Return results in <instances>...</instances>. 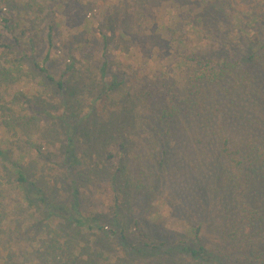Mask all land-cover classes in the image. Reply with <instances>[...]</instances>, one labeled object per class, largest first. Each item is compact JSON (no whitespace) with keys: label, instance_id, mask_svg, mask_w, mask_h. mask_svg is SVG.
I'll return each mask as SVG.
<instances>
[{"label":"rangeland","instance_id":"obj_1","mask_svg":"<svg viewBox=\"0 0 264 264\" xmlns=\"http://www.w3.org/2000/svg\"><path fill=\"white\" fill-rule=\"evenodd\" d=\"M3 18L10 21L5 23ZM49 25L54 27L52 46H48ZM263 41L264 0H0V68L4 79L0 81V150L8 148V153L0 156V212L6 210L9 218H17V224L23 219L21 224L26 228L38 220L48 221L51 227L47 229L39 224L30 232L23 231L36 243L44 233L57 232L52 225L59 219H51L49 205H41L33 194L41 188L47 200H62L68 195L62 160L71 131L67 123L76 122L75 139L84 153L86 170L77 181V198L88 213L101 218L98 224L110 230L85 233L88 251H101L100 264L119 260L125 264H191L173 249L160 256L135 255L121 238L123 232L138 242L139 227L152 240L171 243L188 225L173 209L169 197L158 195L148 206L147 202L130 200L129 192L114 184L116 168L128 164L132 147L140 138L137 134L147 111L145 105H138L131 113L127 120L131 128L114 123L105 135L95 137V147L101 142L98 152L95 147L87 148L90 144L78 131L95 117L101 125L109 122L126 91H149L153 105L163 104L169 93H178L183 87L182 59L196 58L198 53L211 55L215 49L224 55L223 49L228 47L237 59L244 60L253 45ZM105 61L108 66L102 76L100 67ZM59 79L64 91L55 84ZM114 79L116 85L107 90L104 82ZM75 82L78 88H71ZM11 121L17 123L14 133ZM5 122L8 127L3 128ZM19 156L29 182L39 180L25 204L18 203V186L7 176ZM154 215L161 221L155 223L151 219ZM2 232L0 226V236ZM100 238L104 246L94 244Z\"/></svg>","mask_w":264,"mask_h":264},{"label":"trees","instance_id":"obj_2","mask_svg":"<svg viewBox=\"0 0 264 264\" xmlns=\"http://www.w3.org/2000/svg\"><path fill=\"white\" fill-rule=\"evenodd\" d=\"M257 20L253 18L254 22ZM9 21L3 18V22ZM13 25L16 27V23ZM53 29L48 26V46H52ZM223 50L227 52L221 55L215 49L218 57L215 53H198L196 58L182 59L183 87L178 93H169L163 104L153 105L149 91H126L123 103L109 122L101 125L95 117L90 124L79 125V135L92 149L96 146L95 137L105 135L109 126L117 123L119 128H131L127 120L134 109L138 105L147 109L141 117L137 134L140 138L132 147L128 164L116 168L114 184L127 190L130 200L147 202L148 206L158 195L169 197L173 209L188 225L180 238L171 243L156 242L139 227L138 242L122 232L121 238L135 255L160 256L173 249L191 264H264V41L254 44L244 60L237 59L228 47ZM46 60L47 56L43 62ZM33 65L43 69L35 60ZM107 66L106 61L101 65L102 76ZM2 77L0 68V81L4 80ZM55 84L59 90H65L61 79ZM73 85L71 88L79 86L76 82ZM104 85L107 90L112 89L115 79ZM6 123L3 128L8 127ZM15 124L11 121V133L17 128ZM67 127L71 131L62 163L70 197L47 200L41 188L33 194L41 205H49L51 219H59L52 225L58 230L44 233V238L36 243L23 231L30 232L39 224L47 229L51 227L48 221L38 220L26 228L21 224L23 219L17 224V218L13 220L6 210L1 211L0 264L31 260L36 264H100L101 251H88L85 233L110 230L105 224H98L101 218L88 213L77 198V181L86 173L84 153L75 139L77 123H67ZM95 148L97 152L101 150V142ZM7 153L8 148L0 150V156ZM7 172L10 182L18 186V203L25 204L38 178L29 182L22 168V156L12 162ZM118 180L122 183L117 184ZM20 208L22 213L26 212L23 205ZM154 216L155 219L150 217L154 222L161 221L158 215ZM96 243L105 245L103 238L95 239ZM114 264L125 263L119 260Z\"/></svg>","mask_w":264,"mask_h":264}]
</instances>
